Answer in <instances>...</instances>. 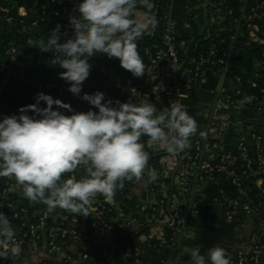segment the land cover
Listing matches in <instances>:
<instances>
[{
	"label": "clouds",
	"instance_id": "clouds-1",
	"mask_svg": "<svg viewBox=\"0 0 264 264\" xmlns=\"http://www.w3.org/2000/svg\"><path fill=\"white\" fill-rule=\"evenodd\" d=\"M138 7L146 10L139 17ZM154 7V0H80L69 16L73 36L61 43L68 33L57 25L46 41H29L45 52L54 50L52 63L65 70L59 76L70 85L67 90L98 110L79 112L41 92L35 103L20 107L18 113L0 116V177H13L29 202L43 204L49 212L59 208L86 216L97 195L112 202L125 181H140L145 173L148 183L159 178L148 166L142 137L173 157L190 147L198 125L179 100L160 112L146 101L137 105L106 100L100 91L81 95L92 69L89 61L96 55L118 59L133 77L145 75L137 41L158 27ZM254 99L245 96L240 103ZM81 167L86 174L78 178L75 173ZM22 243L10 218L0 211V259L21 256ZM191 264L231 260L217 245L206 256L193 249Z\"/></svg>",
	"mask_w": 264,
	"mask_h": 264
},
{
	"label": "built area",
	"instance_id": "built-area-1",
	"mask_svg": "<svg viewBox=\"0 0 264 264\" xmlns=\"http://www.w3.org/2000/svg\"><path fill=\"white\" fill-rule=\"evenodd\" d=\"M1 2H6L18 11L16 0H0V8ZM69 2L77 5L80 0H51L52 4L60 6ZM170 2L171 0H166L163 28L167 50L161 51L151 63L154 69L160 68V84L150 95L157 97L167 92L169 107L179 100L187 109L184 87L198 83L207 70L226 79L232 53L218 54L211 47L198 59H193L190 68L184 69L178 56L176 25L170 18ZM27 13L28 9L23 15L18 11L19 16H26ZM262 19L264 0H243L238 15L234 14V9L228 12L230 39H221L234 44L238 38L243 37L246 38L245 46L257 44L261 48V59L254 62V80L248 82L256 88L260 82L264 83V35H260V27L257 25V21ZM3 23L11 24L12 20L2 15L0 9V26ZM36 25L33 23L32 27ZM9 52L11 57L16 56L15 48H11ZM47 52L49 53L48 50ZM10 66L11 64L0 62V76L8 75ZM148 80H140L137 86L134 85L135 81L120 85L119 98L139 105L143 100L139 87L149 83ZM233 82L239 86H235L230 104L236 108L258 109L263 112L264 101H260L256 108L241 105L239 98L244 95L242 79L237 76ZM40 87L45 90L51 88L48 85ZM261 92L264 94L263 89ZM89 110L98 111L93 107ZM214 116L216 119L208 137H191L190 147L175 157L155 143L149 145L147 138L145 151L150 156L149 167L155 168L157 172L161 169L169 170L171 165L173 168L177 163L178 167L174 174L172 193L157 184V180L147 182V188L134 213L127 210L125 189H118L112 202L97 195L85 216L59 208L49 212L45 205L40 211L32 212L14 200L12 188H2L0 211L10 218L12 226L17 223L16 238L23 243L21 256L0 259V264H111L120 245V242H110L112 235L126 240L127 253H123V257L128 264H143L140 244L144 242L167 253L168 259L163 264H180L185 225L193 214L191 198L203 189L209 191L213 185L220 186L214 201L220 205L226 222L232 223L239 217L255 221L245 246L230 258L231 264H264V135L258 130L244 133L237 142V157L232 156L223 150L221 144L231 131L237 129V125L227 115L215 113ZM155 157L159 158L158 161L152 159ZM75 174L82 178L86 172L81 167ZM145 175L147 180V174ZM225 186L233 190L227 194ZM147 229L149 233H144ZM132 235L139 237L131 242ZM107 244L110 245V250H107ZM97 252L104 257L103 262L97 259Z\"/></svg>",
	"mask_w": 264,
	"mask_h": 264
},
{
	"label": "crops",
	"instance_id": "crops-1",
	"mask_svg": "<svg viewBox=\"0 0 264 264\" xmlns=\"http://www.w3.org/2000/svg\"><path fill=\"white\" fill-rule=\"evenodd\" d=\"M29 2L30 0L17 1L20 15L27 12ZM242 4L243 0H224L218 4H214L212 0H171L170 18L175 23L178 34L182 39L188 40L194 35L207 40L214 35L219 39L229 40L231 32L228 28L230 27L225 26V23L228 21V12L233 10L235 6H242ZM137 43L138 50L145 64V75L143 77H133L130 72L120 66L118 59H109L105 55H96L89 61L92 64V69L89 78L82 86L81 95L84 93L94 94L96 91H100L105 94L106 100L114 99L127 103V100L119 98L118 91L120 85L129 81L136 82L142 79H149V82L158 83L159 86L160 68L154 69L151 63L153 59L161 54L162 50L158 48L143 50L139 46V40ZM240 56H244V54H238V57ZM15 59L16 56L11 57L9 50L4 48V42L0 38V62L10 65ZM52 59H50L48 52H42L33 61L27 62L23 66V78L31 86L48 85L54 93V98L70 104L76 111L87 112L92 106L67 90L70 85L59 76V73L65 70L59 68V66H55L52 63ZM8 77L9 74L0 76V93ZM233 80L234 78L228 75L226 79H222L213 71L207 70L195 86H186L183 91L186 95L187 111L196 120L198 125L197 133L192 137L206 139L211 125L214 119H216L215 113L227 115L235 122L237 129L231 131L221 145L224 151L237 157V142L244 136V133L258 130L264 135V110L261 112L258 109L233 107L229 102L235 88ZM141 94L143 99L141 101L152 102L157 111H163L165 106L162 103L161 95H157V97L152 96L153 99L150 101L151 95ZM12 114L14 113L10 115ZM67 114L70 115V113ZM201 132L204 133L203 136L200 135ZM170 167L171 169L169 170L161 169L158 171L159 178L157 179V184L166 187L172 193L174 174L178 163L175 167L172 168V165ZM9 187L14 191V200L28 207L32 212H38L43 208V204L31 203L23 198L21 190L16 186L13 177H0V191L2 188ZM146 188V175L140 181L124 182L123 189H125L126 195L124 201L129 212H136L138 201L142 199V194ZM211 195L207 189H203L191 198L190 202L193 214L189 216L185 225L180 264H191V252L195 248H199L201 255L206 256L208 252L197 244L199 242L198 229L200 221H214V219H217L231 224L225 221L220 205L215 203ZM233 223H244L248 229L247 231H241V235L238 237L234 247L227 251L229 258L234 257L236 252L245 246L249 232L255 225L254 219L242 217L237 218ZM144 233H149V230H145ZM140 245L143 250V264H163L168 259L167 253L150 246L146 242Z\"/></svg>",
	"mask_w": 264,
	"mask_h": 264
},
{
	"label": "trees",
	"instance_id": "trees-1",
	"mask_svg": "<svg viewBox=\"0 0 264 264\" xmlns=\"http://www.w3.org/2000/svg\"><path fill=\"white\" fill-rule=\"evenodd\" d=\"M214 4L223 2L224 0H212ZM155 7L152 9L158 21V27L152 31L151 34H145L139 39V46L143 50H150L152 48H158L162 51L167 50V46L164 40V14L166 7V0H154ZM74 6L72 3H66L64 6L54 5L51 0H30L28 5V13L26 16H19L18 11L15 7L9 6L6 2H1V13L2 15L8 16L12 23H3L0 26V38L4 42V48L10 50L11 48L16 49V59L11 63L10 73L8 80L5 82L2 91L0 93V116L10 115L11 113H18V109L22 106L30 105L35 103V97L38 93H45L53 96L52 90H45L38 86H31L23 78V66L27 62L33 61L39 56L43 50L34 48L32 44H29L30 40H41L45 41L48 39L50 32L53 31L57 25H61L62 33L67 31L68 36L62 39L61 43L65 42L67 38L73 35V31L70 26L69 16L73 14ZM241 6H235L234 14L239 13ZM138 17L141 13L146 10L142 7L137 8ZM36 23V27H32V24ZM257 25L260 27V35H264V19L257 21ZM225 26H230L229 21L225 23ZM246 31V29L244 30ZM175 39L178 44V56L181 65H184V69L191 67L190 62L193 59H198L200 55L206 53L207 49L214 47L218 54L225 52H231L232 57L230 58V65L228 76L235 78L238 76L242 79V90L244 95L239 98L241 101L245 96H253L255 99L251 103L241 104L246 107H259V102L264 101V94L261 92L264 90V83L260 82L259 87H253L250 81L254 80L255 60L261 59V48L257 44L245 46L246 38L240 37L234 44H228L226 41L221 40L214 35L209 39L203 40L198 36H191V39H182L176 28ZM50 59L56 55L54 50L49 49ZM246 55L238 57V54ZM46 60V59H44ZM166 60V59H165ZM140 81L134 82V85H139ZM197 84V83H196ZM196 84H191L195 86ZM234 86H239L238 83H234ZM158 88V83L149 82L144 86L139 87V91L143 95H150ZM167 92L162 94V103L167 105ZM153 99L150 96V101ZM153 105L152 102H149ZM31 115V113H29ZM148 137H143V142L146 146ZM158 161V157L152 158ZM220 186L213 185L209 190L212 194V198H215ZM228 194L233 189L224 187ZM17 223L13 225L15 229ZM16 232V229H15ZM89 234L91 233L89 227ZM139 235H132L131 242L138 239ZM111 243L120 242L119 247L116 249L115 255L113 256L111 264H128V261L123 257V253L126 255L127 246L126 240L120 239L118 235H112ZM107 250H110V245H106ZM97 259L100 262L104 261V257L99 255L97 252Z\"/></svg>",
	"mask_w": 264,
	"mask_h": 264
},
{
	"label": "rangeland",
	"instance_id": "rangeland-1",
	"mask_svg": "<svg viewBox=\"0 0 264 264\" xmlns=\"http://www.w3.org/2000/svg\"><path fill=\"white\" fill-rule=\"evenodd\" d=\"M16 1L20 2V0ZM247 229L244 223L228 224L217 219H214V221H200L198 229L199 242L197 244L206 251L217 245L228 251L234 247L241 231H247Z\"/></svg>",
	"mask_w": 264,
	"mask_h": 264
},
{
	"label": "water",
	"instance_id": "water-1",
	"mask_svg": "<svg viewBox=\"0 0 264 264\" xmlns=\"http://www.w3.org/2000/svg\"><path fill=\"white\" fill-rule=\"evenodd\" d=\"M184 66V65H183Z\"/></svg>",
	"mask_w": 264,
	"mask_h": 264
}]
</instances>
